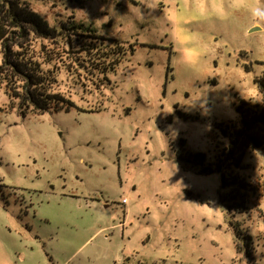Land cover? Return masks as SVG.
I'll return each instance as SVG.
<instances>
[{
  "label": "rangeland",
  "instance_id": "374dc122",
  "mask_svg": "<svg viewBox=\"0 0 264 264\" xmlns=\"http://www.w3.org/2000/svg\"><path fill=\"white\" fill-rule=\"evenodd\" d=\"M29 2L59 32L35 48L77 108L21 117L0 86V264H264V147L236 167L220 131L239 118L234 86L262 100L264 22L247 6L264 0L187 20L207 47L194 69L170 38L194 0ZM221 172L249 183L229 212Z\"/></svg>",
  "mask_w": 264,
  "mask_h": 264
},
{
  "label": "trees",
  "instance_id": "16d2710c",
  "mask_svg": "<svg viewBox=\"0 0 264 264\" xmlns=\"http://www.w3.org/2000/svg\"><path fill=\"white\" fill-rule=\"evenodd\" d=\"M58 35L56 28L31 7L29 0H0V86L9 98L7 107L15 108L21 117L29 112L41 114L77 108L71 99L53 90L56 79L54 70L47 67L52 60L49 46L40 42L39 48H35L38 40H52ZM107 69L113 70L114 67L108 66ZM255 83L260 93L264 94V73L255 78ZM235 110L239 117L237 122L230 121L220 129L222 136L228 140L221 155L238 167L245 150L264 147V103L242 99ZM191 159L204 161L205 154L187 153L181 158L185 161ZM215 167L220 171L222 164L216 163ZM200 171L207 173L213 169L202 166ZM229 174L227 181L222 174L221 187H228L231 191L220 195L228 212L240 206L241 195L249 186L243 178Z\"/></svg>",
  "mask_w": 264,
  "mask_h": 264
},
{
  "label": "clouds",
  "instance_id": "9594fccd",
  "mask_svg": "<svg viewBox=\"0 0 264 264\" xmlns=\"http://www.w3.org/2000/svg\"><path fill=\"white\" fill-rule=\"evenodd\" d=\"M245 7V0H194L190 12L183 8L178 10L171 19L170 38L176 47L179 62L187 68L194 69L207 53L203 36L187 28V20L222 18L229 10L237 11ZM247 11L257 22H264V5L247 6ZM234 88L242 99L252 103H264L256 98V93H250L244 87L234 86ZM260 95L264 97V94Z\"/></svg>",
  "mask_w": 264,
  "mask_h": 264
}]
</instances>
